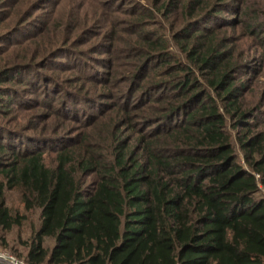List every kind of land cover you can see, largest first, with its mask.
Here are the masks:
<instances>
[{"label":"trees","instance_id":"trees-1","mask_svg":"<svg viewBox=\"0 0 264 264\" xmlns=\"http://www.w3.org/2000/svg\"><path fill=\"white\" fill-rule=\"evenodd\" d=\"M135 3V37L119 39L128 49L126 60L118 58L123 79L109 82L101 72L86 77L105 84L112 104L71 92L74 103L97 112L115 108L109 123L71 138L24 136L0 126L1 243L8 247L5 234L26 219L6 203L14 190L26 212L37 211L25 253L17 254L26 264H264V131H254L256 121H250L259 107L243 106L246 83L235 77L243 63L206 25L221 21L222 10L242 11L253 20L237 16L222 24L239 22L257 36L264 33V9L256 0H152L158 3L153 8ZM28 7L23 20L36 2ZM155 10L180 18L171 37L184 57L154 27ZM106 35L110 41L101 51L115 38ZM60 48H43L41 55L67 56ZM96 60L107 66V59ZM33 63L1 67L0 82L35 72ZM46 80L57 85L55 78ZM16 93L0 85V95L12 102ZM54 102L50 97L47 106L63 122L53 133L66 120L79 121L75 108L66 102L53 108ZM124 128L137 134L133 141L121 136ZM45 150L55 154L47 157Z\"/></svg>","mask_w":264,"mask_h":264},{"label":"rangeland","instance_id":"rangeland-1","mask_svg":"<svg viewBox=\"0 0 264 264\" xmlns=\"http://www.w3.org/2000/svg\"><path fill=\"white\" fill-rule=\"evenodd\" d=\"M10 1L0 3V68L30 61V63L34 62L35 72H20L14 79L0 82V85L11 87L13 93L17 92L16 95H18L14 96L16 99L13 102L8 100L7 96L0 95L1 105L4 106L0 109V126L24 136L41 134L71 138L77 131L90 130L97 124L99 126L109 123L110 117L116 113L115 108L110 107L111 109L104 111L105 109L97 105L98 108H101V111L97 112L95 106L90 104L74 103L71 99V92L77 91L81 95L94 96L95 99L107 102L109 106L112 104L105 97V84L97 82L93 84L86 77L91 73L96 77L101 72L102 77L109 76V82H113L115 78H117L116 80L123 79L120 77V74L123 73L120 72V69L123 68L120 66L121 60L118 61V58L126 60L128 54L125 55V53L128 49H125V45L119 39L130 37L133 40L135 37L130 22L135 17L131 13L136 7V0H19L16 4H11ZM137 1L150 8H153V5H158V3L153 4L152 0ZM34 2H36L37 8L30 17L23 20L28 6L30 3L34 5ZM256 2L264 9V0H256ZM243 7L242 4L240 8L243 9ZM155 12L159 21L154 27L167 36L169 48L184 57V53L171 37L174 25L180 23V18L177 14L163 17L156 10ZM220 15L222 16L221 21L206 25H210L212 30L209 32H213L217 39L225 38V46L232 49L233 56L243 63L241 70L235 72L236 79L246 83L242 104L244 107L253 108V110L257 106L259 107L254 111L257 115L255 116L256 120L250 121H256L257 128H254V131H264V116L262 115L264 114V33L257 34V36L252 35L251 32L247 33L239 22L222 24L233 22L237 16L241 20L242 18L249 19V14L244 15L242 11L237 15V13L232 14L222 10ZM28 22L34 26L32 29L27 28ZM106 32L115 38H112V44L109 45L108 51H101L105 42L110 41ZM65 38H68L66 43L63 42ZM101 42L102 46H100ZM55 44L61 46L60 50L63 49L67 56H51L45 59L41 55L44 53L43 48L51 49ZM54 53L52 52L51 55ZM30 56L34 58L30 60ZM96 59H107V66H101ZM79 74H84V79H81ZM46 76L55 78L57 85L53 86L48 82ZM120 83L121 87L126 84L124 80ZM78 85L81 88L83 86V90H79ZM98 92L99 95H96ZM116 93L121 95L118 88ZM52 96L55 101L53 108H56L61 102H66L68 108L71 105L76 109V117L79 119L78 122L72 119L66 120L63 123L64 127L57 133H53V129L54 127L58 128L59 126L56 125L63 121H61L60 115L52 112L47 106L48 100ZM6 106L8 108H5ZM61 111L70 114L64 108ZM87 114L92 115L88 123L84 122ZM258 116H262V118ZM121 136L133 141L137 134L124 128ZM54 154L53 150L44 152L47 157ZM262 193L264 194L263 190ZM6 203L12 211L25 214L26 219L20 227H14L5 234L4 243L8 247L2 245L3 239L0 235V253L13 258L16 264H26L24 258L17 254L25 253L23 242L28 240L32 226L36 224L37 211L26 212L19 194L14 190L6 193ZM45 244L51 245V242L46 241ZM0 264L4 263L0 262Z\"/></svg>","mask_w":264,"mask_h":264},{"label":"built area","instance_id":"built-area-1","mask_svg":"<svg viewBox=\"0 0 264 264\" xmlns=\"http://www.w3.org/2000/svg\"><path fill=\"white\" fill-rule=\"evenodd\" d=\"M0 262H2L4 264H16V262H14L13 258H10L3 253H0Z\"/></svg>","mask_w":264,"mask_h":264}]
</instances>
